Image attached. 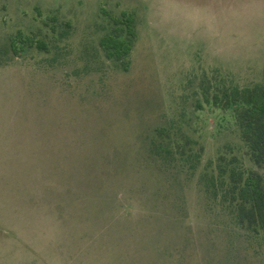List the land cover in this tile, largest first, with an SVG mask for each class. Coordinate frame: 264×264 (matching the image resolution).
<instances>
[{
	"label": "rangeland",
	"instance_id": "obj_1",
	"mask_svg": "<svg viewBox=\"0 0 264 264\" xmlns=\"http://www.w3.org/2000/svg\"><path fill=\"white\" fill-rule=\"evenodd\" d=\"M110 16L136 21L126 72ZM53 18L69 36L40 52ZM263 81L264 0H0V264H264L205 187L220 156L264 170L201 86ZM157 127L203 148L175 184L146 164Z\"/></svg>",
	"mask_w": 264,
	"mask_h": 264
},
{
	"label": "trees",
	"instance_id": "obj_2",
	"mask_svg": "<svg viewBox=\"0 0 264 264\" xmlns=\"http://www.w3.org/2000/svg\"><path fill=\"white\" fill-rule=\"evenodd\" d=\"M51 24L34 35L36 42L39 41L36 49L40 52L58 48V43L69 36L67 22L53 18ZM105 29L99 40L105 58L128 71L137 40L136 21L126 17L115 20L110 16ZM201 86L206 102L211 101L215 108L232 115L250 161L264 170V81L245 87L235 84L212 87L205 82ZM148 144L146 164L153 163L172 183L179 173L178 164L193 158L197 161L203 152V148L194 152L191 140L180 139L167 127L155 128ZM205 179L208 180L206 191L220 200L221 207L233 215L242 230L264 237V177L261 174L246 170L235 156L230 159L220 156L216 170Z\"/></svg>",
	"mask_w": 264,
	"mask_h": 264
}]
</instances>
